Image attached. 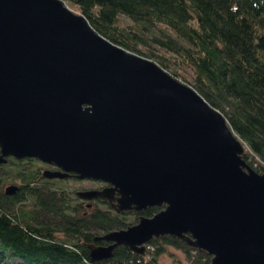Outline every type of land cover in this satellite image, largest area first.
Masks as SVG:
<instances>
[{
    "label": "water",
    "instance_id": "obj_1",
    "mask_svg": "<svg viewBox=\"0 0 264 264\" xmlns=\"http://www.w3.org/2000/svg\"><path fill=\"white\" fill-rule=\"evenodd\" d=\"M244 154L196 90L61 0H0V164L37 159L58 168L42 178L103 182L76 195L117 214L160 208L94 237L93 263L171 236L210 264H264V173Z\"/></svg>",
    "mask_w": 264,
    "mask_h": 264
},
{
    "label": "trees",
    "instance_id": "obj_2",
    "mask_svg": "<svg viewBox=\"0 0 264 264\" xmlns=\"http://www.w3.org/2000/svg\"><path fill=\"white\" fill-rule=\"evenodd\" d=\"M61 1L73 2L96 32L129 52H139L149 32L176 34H166L167 43L154 41L177 44L176 53L195 75L194 88L213 108L229 109L225 118L244 143V160L264 172V0ZM121 16L134 27L123 28ZM17 161L10 158L0 168ZM26 161L35 169L15 172L21 183L15 195L5 194L0 179V264H160L162 255L174 258L170 247L183 251L190 264H210L209 256L171 236L150 242L155 248L149 260L119 247L112 259L93 263L88 247L96 235L90 231L107 233L127 223L106 202L87 209L82 202L70 203V192L40 185L38 160ZM27 201L33 202L32 210ZM159 211L136 213V219ZM174 263L182 264L177 258Z\"/></svg>",
    "mask_w": 264,
    "mask_h": 264
},
{
    "label": "rangeland",
    "instance_id": "obj_3",
    "mask_svg": "<svg viewBox=\"0 0 264 264\" xmlns=\"http://www.w3.org/2000/svg\"><path fill=\"white\" fill-rule=\"evenodd\" d=\"M65 6L72 11L75 14H81L80 9L71 1L64 3ZM121 26L123 28H130V27H134L133 22L131 20H129L127 17L125 16H121ZM166 34H170L173 36H176V34L174 33H170L168 31H164V32H149L147 33L143 38H142V42L137 46L139 52H131L133 54H136L138 56H141L143 58L149 59L153 62H155L156 64H158L160 66L161 63H165L166 64V68H163L162 66H160L161 68H163L166 72H168L172 77L176 78L177 80H179L180 82L190 86L191 88H193L194 90H196L193 86L194 81H195V75L192 72V70L185 65L184 63H182L181 61V57L176 53L177 51V44H171L172 46H161L159 43H156L154 41V38H158L160 40H163L165 43L168 42V37ZM179 45V44H178ZM197 91V90H196ZM216 109V108H214ZM217 110V109H216ZM219 111L224 117L225 115L229 112V109L227 107H223V109L221 110H217ZM247 164L250 166L249 162H247ZM37 166V164H36ZM252 167V166H250ZM35 169L34 165L32 166L28 161L22 162V164H19L18 161L15 165L12 164H8L6 167L4 168H0V179L2 182V188L3 191H5V189L8 186L14 185L20 188V181L15 177V172L19 169H24L27 172H30L31 169ZM252 169H254L257 173H264L261 170H258V166L257 164H254ZM40 185H46V186H51L52 188L58 189V190H65L67 192H72V191H80V190H86V189H99L101 187H103V184H98V183H90V182H82V181H77V180H70V181H54V182H40ZM71 200V198H70ZM26 208L27 210H32L31 207L33 206V202L32 201H27L26 202ZM73 204V202H70ZM98 207L101 208H107L106 205L98 203ZM43 216V215H42ZM141 215H139L138 217L140 218ZM49 219H51V216H48ZM138 219H136V212H126L123 213L121 215H119V219H121L123 222L127 223V227L137 224L138 223ZM41 218H39V220H41ZM53 221L57 222V221H61L58 218H54ZM127 227H115L114 230H120V229H126ZM91 234L96 235V236H102L105 234L104 231L102 230H97V229H92L90 231ZM60 238H64V235H60ZM148 245V244H147ZM146 245V247H147ZM151 247L155 248V246L151 245ZM147 251V250H146ZM153 251L147 252L148 256L152 255ZM169 252L172 253L174 255L173 257H170L169 255H162L159 258V263L160 264H175L174 261L176 260V258L182 263V264H190V262L188 261V259L186 258V255L183 251L181 250H177L174 248H169ZM144 256V255H143Z\"/></svg>",
    "mask_w": 264,
    "mask_h": 264
},
{
    "label": "flooded vegetation",
    "instance_id": "obj_4",
    "mask_svg": "<svg viewBox=\"0 0 264 264\" xmlns=\"http://www.w3.org/2000/svg\"><path fill=\"white\" fill-rule=\"evenodd\" d=\"M34 160H37V159H34ZM38 162V165H39V171H40V179L43 181V182H45V181H49V182H54V181H70V180H77V181H82V182H85V181H87V182H90V183H93V184H95V183H100V184H103V187H101V188H99V189H102V188H104V187H106V184L105 183H103V182H98V181H91V180H79V179H77L76 177H75V175H71V176H69L67 179H51V180H49V179H45V178H42V173H43V171H45V170H58V168H56V167H54V166H52V165H48V164H45V163H43V162H40L39 160L37 161ZM41 182V181H40ZM47 182H45V183H47ZM86 190H93V189H86ZM86 190H80V191H86ZM77 192H79V191H72L71 192V196L69 195V197L71 198V200H70V202H73L75 205L76 204H78V203H84L85 204V207L87 208V209H92L93 208V206H94V204L99 200V201H102V202H106V201H104V200H101V199H97V200H94V201H84V200H82V199H79L78 197H77ZM107 203V202H106ZM107 205H108V203H107ZM98 243H100V242H98ZM97 244V243H96ZM99 245H107L106 243L105 244H99Z\"/></svg>",
    "mask_w": 264,
    "mask_h": 264
},
{
    "label": "built area",
    "instance_id": "obj_5",
    "mask_svg": "<svg viewBox=\"0 0 264 264\" xmlns=\"http://www.w3.org/2000/svg\"><path fill=\"white\" fill-rule=\"evenodd\" d=\"M153 250H154V248L151 247V245L148 244V245H147V251H146L145 255L142 256V257H144L145 260H149L150 256L147 255V252H150V251H153Z\"/></svg>",
    "mask_w": 264,
    "mask_h": 264
}]
</instances>
